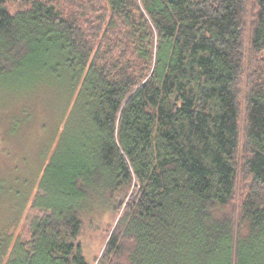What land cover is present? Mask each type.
<instances>
[{
	"label": "trees",
	"instance_id": "obj_1",
	"mask_svg": "<svg viewBox=\"0 0 264 264\" xmlns=\"http://www.w3.org/2000/svg\"><path fill=\"white\" fill-rule=\"evenodd\" d=\"M21 71L72 94L71 136L5 264H90L99 210L94 264H264V0H0Z\"/></svg>",
	"mask_w": 264,
	"mask_h": 264
},
{
	"label": "rangeland",
	"instance_id": "obj_2",
	"mask_svg": "<svg viewBox=\"0 0 264 264\" xmlns=\"http://www.w3.org/2000/svg\"><path fill=\"white\" fill-rule=\"evenodd\" d=\"M24 71L0 78V264L12 245L28 240L27 227L43 211L40 181L62 132L70 141L66 120L73 96L56 82L46 86ZM40 192V193H39ZM118 215L97 211L83 215L76 244L90 264L101 255Z\"/></svg>",
	"mask_w": 264,
	"mask_h": 264
}]
</instances>
